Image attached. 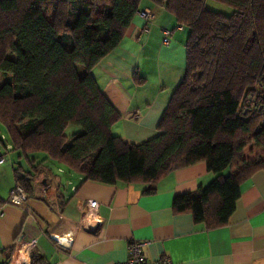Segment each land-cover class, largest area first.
Returning a JSON list of instances; mask_svg holds the SVG:
<instances>
[{
    "label": "trees",
    "instance_id": "16d2710c",
    "mask_svg": "<svg viewBox=\"0 0 264 264\" xmlns=\"http://www.w3.org/2000/svg\"><path fill=\"white\" fill-rule=\"evenodd\" d=\"M141 1L0 0V124L11 143L1 141L3 153H44L106 185L150 184L204 162L215 178L175 196L172 208L223 226L241 183L264 171V0H214L229 15L208 10L207 0H149L188 29L186 67L159 133L128 144L111 133L119 114L91 72L120 44ZM13 171L31 196L32 174ZM42 260L31 254V264Z\"/></svg>",
    "mask_w": 264,
    "mask_h": 264
},
{
    "label": "crops",
    "instance_id": "0c3cea01",
    "mask_svg": "<svg viewBox=\"0 0 264 264\" xmlns=\"http://www.w3.org/2000/svg\"><path fill=\"white\" fill-rule=\"evenodd\" d=\"M144 9L153 14L149 31L135 16L120 44L91 72L119 114L111 133L128 144H141L159 133L158 124L186 67L188 29L149 0L141 1L139 10ZM164 30L171 31L168 45L162 44ZM29 156L33 158H24L25 166L19 167L32 174L34 197L21 206L7 203L16 167H0V264H31L33 253L42 256L41 264H119L127 260L132 240L146 244L142 253L151 262L165 258L171 264H264L262 170L241 183L228 222L209 229L195 223L191 213L172 208L175 196L215 178L204 162L150 184L106 185L84 182L44 153ZM47 187L48 194L41 196ZM89 200L98 207L89 208Z\"/></svg>",
    "mask_w": 264,
    "mask_h": 264
},
{
    "label": "built area",
    "instance_id": "2783aa9c",
    "mask_svg": "<svg viewBox=\"0 0 264 264\" xmlns=\"http://www.w3.org/2000/svg\"><path fill=\"white\" fill-rule=\"evenodd\" d=\"M136 16H138L139 18H141L145 24L144 30L146 32L149 31V26L151 24V21L153 19V14L150 10L144 9V10H139L136 13ZM171 36V31L170 30H164L163 31V40H162V44L163 45H168L169 43V39ZM7 149H10V147H8ZM8 162V153H1L0 154V167L2 165H4L5 163ZM48 187L45 188L43 190V193L41 194V196L43 195H47L48 194ZM33 196H29L21 186L16 185L14 186V188L10 191L9 194V198H8V204L10 205H14V206H21L23 203L27 202V200ZM87 206L91 209H96L98 207V204L96 201L94 200H89L87 202ZM1 208V206H0ZM0 214H1V209H0ZM34 243V242H33ZM146 244L143 242H138L135 240H132L129 242L128 246H127V260L119 263V264H171V262L168 259H161L159 261H148L145 259V257L143 256L142 253V249Z\"/></svg>",
    "mask_w": 264,
    "mask_h": 264
},
{
    "label": "rangeland",
    "instance_id": "374dc122",
    "mask_svg": "<svg viewBox=\"0 0 264 264\" xmlns=\"http://www.w3.org/2000/svg\"><path fill=\"white\" fill-rule=\"evenodd\" d=\"M206 8L210 11L223 13L226 15L231 14L233 11V9L230 6L225 5L223 3H220V2H217V1H214V0H207L206 1ZM2 139H4V140H2ZM1 141L5 146L11 144L10 139H9V135H8L6 129L0 124V151H4V148L1 145ZM39 155L40 154H37L36 156H39ZM31 158H33V156L28 155V157H26L25 159H31ZM25 159L19 151L9 150L8 151V162L5 163L4 165H2L1 169H4V168L9 167V166H14V167L25 166Z\"/></svg>",
    "mask_w": 264,
    "mask_h": 264
},
{
    "label": "bare ground",
    "instance_id": "6f19581e",
    "mask_svg": "<svg viewBox=\"0 0 264 264\" xmlns=\"http://www.w3.org/2000/svg\"><path fill=\"white\" fill-rule=\"evenodd\" d=\"M61 241V240H60Z\"/></svg>",
    "mask_w": 264,
    "mask_h": 264
}]
</instances>
